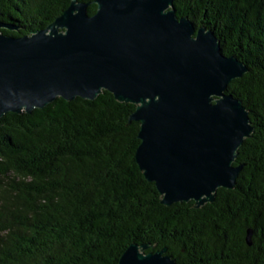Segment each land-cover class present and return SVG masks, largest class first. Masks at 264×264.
Returning <instances> with one entry per match:
<instances>
[{"label": "trees", "instance_id": "trees-1", "mask_svg": "<svg viewBox=\"0 0 264 264\" xmlns=\"http://www.w3.org/2000/svg\"><path fill=\"white\" fill-rule=\"evenodd\" d=\"M73 0H0L14 37L48 28ZM90 3L94 15L97 0ZM179 18L213 31L248 69L228 92L254 128L239 149L233 190L213 203L162 204L136 161V106L104 91L58 98L0 120V264H119L132 245L167 249L176 264H264V0H174ZM251 237L250 243L248 238Z\"/></svg>", "mask_w": 264, "mask_h": 264}, {"label": "water", "instance_id": "water-1", "mask_svg": "<svg viewBox=\"0 0 264 264\" xmlns=\"http://www.w3.org/2000/svg\"><path fill=\"white\" fill-rule=\"evenodd\" d=\"M95 3L90 15V3L73 0L48 28L21 37L2 33L18 28L0 21V120L108 91L136 106V161L164 206L201 209L219 189L233 190L254 128L228 89L248 69L224 55L213 31L179 18L174 0ZM148 249L132 244L119 264H176L167 249Z\"/></svg>", "mask_w": 264, "mask_h": 264}]
</instances>
